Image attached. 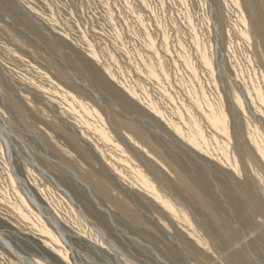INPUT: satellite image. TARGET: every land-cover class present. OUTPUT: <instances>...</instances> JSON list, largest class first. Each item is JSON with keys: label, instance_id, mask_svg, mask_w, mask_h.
Here are the masks:
<instances>
[{"label": "rangeland", "instance_id": "rangeland-1", "mask_svg": "<svg viewBox=\"0 0 264 264\" xmlns=\"http://www.w3.org/2000/svg\"><path fill=\"white\" fill-rule=\"evenodd\" d=\"M259 25L264 28V0H0V264H209L251 232L254 224L239 223L235 202L242 201L229 178L245 182L261 205L257 225L264 198L249 165L264 181V164L250 134L255 129L264 145V122L245 92L264 77ZM246 29L249 42L241 34ZM183 53L195 85L222 102L239 177L219 162L214 144L223 136L186 90L190 71ZM201 54L211 60L213 74ZM148 66L159 68L156 77ZM93 119L120 144L117 149L99 137ZM189 121L209 138L207 150L174 131H186ZM128 156L203 231L212 223L175 176L231 221L239 237L219 245L206 236L213 242L205 252L210 258L196 260L185 230L142 193ZM93 181L118 191L136 218L107 202ZM244 243L263 264L254 238Z\"/></svg>", "mask_w": 264, "mask_h": 264}, {"label": "bare ground", "instance_id": "bare-ground-1", "mask_svg": "<svg viewBox=\"0 0 264 264\" xmlns=\"http://www.w3.org/2000/svg\"><path fill=\"white\" fill-rule=\"evenodd\" d=\"M261 2V1H260ZM183 3V2H182ZM251 3V2H250ZM262 4V3H261ZM256 5V4H255ZM263 6V4H262ZM257 7V6H256ZM252 8V7H251ZM260 11L262 12V7L260 8ZM244 17V16H243ZM242 17V18H243ZM253 18V16H252ZM192 22V21H191ZM187 23V22H186ZM244 24V23H243ZM242 24V25H243ZM256 26V25H255ZM252 27V26H251ZM3 28V27H2ZM259 32H261V39L264 38V28L263 26L259 25ZM7 31V30H6ZM11 34V33H10ZM242 36L244 37V39L246 41H250V33L246 30L242 31ZM7 37V36H6ZM144 39V38H143ZM258 39V38H257ZM153 40V39H152ZM147 41V40H146ZM150 41V40H149ZM148 41V43H149ZM14 42V41H13ZM243 42V41H242ZM154 42L149 43V46L151 44H153ZM196 44V43H195ZM197 45V44H196ZM195 45V46H196ZM245 45V44H244ZM152 46V45H151ZM198 46V45H197ZM154 47V46H153ZM156 47V46H155ZM258 47V45H257ZM148 48V47H147ZM249 51V50H248ZM182 52V50H181ZM93 55V57H96L95 54H91ZM209 55V54H208ZM201 59L206 67V69L213 74V64L211 62V60L205 55V54H201ZM261 56V55H260ZM183 61L186 64L187 68L190 71V79L188 80L189 82L186 84L188 89V92L190 94V96L195 99L197 106L201 109V111L205 112L206 118L208 120V122L212 125V127L217 130L220 134H222V142L218 141L214 144L215 148L217 149L218 152V158H219V162L221 163H225L227 165H229L230 167L233 168L234 172H232L235 176H238L237 170H236V166H235V160H234V156L232 153V147H231V138H230V134H229V129H228V123H227V115L226 112L223 109L222 106V102L216 101L213 102L208 98V95H205L204 92L201 91V89H199L195 83H196V75H195V71L194 68L192 66V64L190 63L189 57L183 53ZM264 57V56H263ZM253 58V57H252ZM97 59V57H96ZM94 60V59H93ZM260 60V59H259ZM142 62V61H141ZM96 63V62H95ZM94 64V63H93ZM263 64V63H262ZM162 65V64H160ZM159 65V66H160ZM147 65H145L146 67ZM163 66V65H162ZM144 67V66H143ZM147 68V67H146ZM162 68V67H161ZM160 68V69H161ZM155 69V68H154ZM154 69H152L151 66H148V75L152 77H156V71L159 70V68L154 71ZM95 70V69H94ZM140 71V70H139ZM105 72V71H104ZM103 72V73H104ZM107 72V71H106ZM142 72V71H141ZM140 72V73H141ZM161 72V71H160ZM178 72V71H177ZM242 72V71H241ZM245 72V71H244ZM143 73V72H142ZM236 73V71H235ZM93 74V73H92ZM108 74V73H106ZM105 74V75H106ZM161 74V73H160ZM179 75V73H177ZM248 74V72H247ZM147 75V76H148ZM243 75V74H241ZM259 76L260 73L258 74ZM108 76V75H106ZM248 76V75H247ZM175 77V75H174ZM181 77V76H180ZM179 77V78H180ZM250 77V76H248ZM108 78V77H107ZM182 78V77H181ZM180 78V79H181ZM115 79V78H114ZM179 79V81H180ZM242 79V77H241ZM178 80V79H175ZM198 80V79H197ZM243 80V79H242ZM261 80V79H260ZM111 81V79H110ZM105 82V81H104ZM119 82V81H118ZM198 82V81H197ZM239 82V81H238ZM255 82V81H254ZM253 81L252 83H250L251 85L249 86L250 88L246 90V95H247V99L251 100L253 103V100L256 101L258 103V106L256 107L258 109V113L261 116L262 121L264 122V77L262 79V83L261 85H257V83L255 84ZM120 83V82H119ZM180 84V82H179ZM182 84V81H181ZM189 84V85H188ZM105 85V84H104ZM183 85V84H182ZM129 86V85H128ZM127 87V86H126ZM185 88V87H184ZM121 89V88H120ZM217 89V88H216ZM214 88V90H216ZM123 89H121L122 91ZM243 90V89H242ZM244 92V91H243ZM115 93V92H114ZM164 93V92H162ZM214 93V92H213ZM127 94V93H126ZM209 94V93H207ZM215 94H217L215 92ZM214 94V96H215ZM228 94V93H227ZM218 95V94H217ZM220 96V95H219ZM231 96L233 98V100L235 102H238V96L235 92L231 93ZM130 97V95L128 96ZM216 97V96H215ZM191 98V99H192ZM221 98V96H220ZM133 99L135 100V98L133 97ZM222 99V98H221ZM140 100V99H138ZM141 101V100H140ZM233 101V102H234ZM142 101L138 104L141 105ZM238 104V103H237ZM243 104V103H242ZM241 104V105H242ZM149 106V105H148ZM151 106V105H150ZM90 107V106H89ZM243 108V106H241ZM144 108V107H143ZM150 108V107H149ZM145 109V108H144ZM227 109V108H226ZM154 110V109H153ZM95 114L94 116L97 117L99 120H103L102 117L100 116L99 112L94 111ZM152 112V111H151ZM150 112V113H151ZM203 112V113H204ZM187 113V112H186ZM202 114V113H201ZM93 115V114H92ZM194 117V115H193ZM95 118V119H97ZM93 119V120H95ZM187 119V118H186ZM96 121V120H95ZM104 121V120H103ZM165 121V120H164ZM206 121V120H205ZM97 123V121H96ZM104 123V122H103ZM121 123V121H120ZM164 123V122H163ZM183 124V123H182ZM252 124V123H251ZM175 125V124H174ZM173 126V124H172ZM200 126V125H199ZM199 126L197 125L196 122L194 121H189L186 124V131H184L182 128L179 127H175L173 126L174 131L177 133L178 137H186L189 143H191L192 145H195L197 147H200L201 149H205L207 150L209 148V146L211 145V142L209 141V138H205L199 128ZM254 127V126H253ZM169 128V127H168ZM211 128V127H210ZM202 129V128H201ZM96 132L98 133L99 137L107 142L110 143V145L114 144L117 147L120 145L118 144V146L116 145V142L113 140V138L111 137V135L105 130V128H103V126L101 125V122L99 121V126L98 123L95 127ZM170 130V128H169ZM231 131V130H230ZM248 132V131H247ZM96 134V133H95ZM175 134V133H174ZM126 135V134H125ZM206 135V134H205ZM208 135V134H207ZM127 136V135H126ZM219 136V135H218ZM251 137V142L252 144L255 146V150L257 152V154L259 155L260 159L262 160L263 164H264V145L262 143V139L259 135V133L254 129L251 131L250 134ZM128 138V137H127ZM181 139V138H180ZM131 140V139H130ZM221 140V139H220ZM132 142V141H131ZM130 143V142H128ZM136 143V142H135ZM133 144V143H132ZM155 144V143H154ZM136 145V144H135ZM105 146V145H104ZM139 146V145H138ZM113 147V146H111ZM121 147V146H120ZM193 147V146H192ZM196 149V148H195ZM113 150V149H112ZM119 150V149H118ZM121 150V148H120ZM119 150V151H120ZM213 150V153H215L216 151ZM123 151V150H122ZM144 151V150H143ZM199 151V150H198ZM125 152V151H124ZM123 152V153H124ZM216 152V153H217ZM107 153V152H106ZM111 153V152H110ZM113 153V152H112ZM121 153V152H120ZM122 153V154H123ZM202 153V151H201ZM215 153V154H216ZM121 154V155H122ZM140 154V153H139ZM236 154V153H235ZM245 154V153H244ZM107 155V154H106ZM112 155V154H111ZM114 155V154H113ZM112 155V156H113ZM128 155V154H127ZM147 155V154H146ZM160 155V154H159ZM246 155V154H245ZM101 156V155H100ZM123 156V155H122ZM166 156V155H165ZM103 157V156H102ZM109 157V156H108ZM127 157V156H126ZM162 157V156H161ZM209 157V156H208ZM112 158V157H111ZM173 158V157H172ZM113 160H115L114 158H112ZM213 159V158H212ZM117 160V159H116ZM120 160V159H119ZM126 163H129V167H131V170H133L132 174L134 175L135 178L138 179V185L140 186V188L144 191L142 192L143 194L146 192L147 194H149L148 196L152 197L154 200L158 201L160 203L161 209H163L167 215H169L171 217V219L174 220L176 226L182 228L183 230H185V232L187 233L186 235H188L190 237V239H192L193 243H192V247L195 249L196 252H192L193 257L196 260H200V262L204 261L206 262V260L208 258H210L209 255H205V252H210L212 251L209 247L210 244H212L213 242L209 243V240H207L206 236H209L211 238L214 239V241L216 240L217 242H219L218 244L220 245H228L230 242H233L239 237L237 236L236 232L234 231L231 221H225V218L222 219V217H224V215L219 216L216 213H214V211L210 208L209 204L206 203V201H204V199L197 193V191L195 190V188L192 186V184L185 180L184 178H182L181 176H175V181L177 182V184L180 186V189H182L184 191V193H186L187 195L191 196L194 201L203 209V212H205L207 219L210 221V223H212V227L210 230L207 231H203L201 229V227L198 226V224L195 223V221L193 220V218L189 215V213L185 212L182 208L178 207L176 204H174L170 199H168L165 195H163L162 193H160L159 190L156 189L154 183L143 173H141L139 171V167L138 168H134L131 166V163H133L134 161H132V159H125ZM212 161V160H211ZM214 161V160H213ZM110 162V161H109ZM158 162V161H157ZM248 162V161H247ZM107 163V162H106ZM125 163V162H123ZM127 163V165H128ZM215 163V162H214ZM81 164V162H80ZM110 164V163H108ZM240 164V162H239ZM89 165V164H88ZM126 165V164H125ZM136 165V163H135ZM110 166V165H109ZM138 166V165H137ZM238 166V165H237ZM91 167V166H90ZM128 167V169H129ZM250 169L252 170L251 172L254 174V179H255V184L258 187V191L261 194V197L264 198V181L260 178H258L257 174H255L256 172L253 170V167L251 165H249ZM113 168H115L113 166ZM112 168V169H113ZM87 169V168H86ZM117 170V169H116ZM166 170V168H165ZM231 170V169H230ZM248 170V169H247ZM85 171V169H84ZM89 171V170H87ZM86 171V172H87ZM114 171V170H113ZM85 172V173H86ZM92 172V171H91ZM89 173V172H88ZM117 173V171H116ZM119 173V172H118ZM117 173V174H118ZM259 173V172H258ZM116 174V175H117ZM121 173H119L120 175ZM245 174V173H244ZM11 175V174H10ZM91 175V174H90ZM95 175V174H94ZM96 176V175H95ZM244 176V175H243ZM248 177H250L249 175H247ZM259 176H262L259 174ZM106 177V176H105ZM122 177V176H121ZM92 178V176H91ZM107 178V177H106ZM237 177H233L231 176V178H229L230 181V186L231 189L236 191V195L238 197V199H240V201H242V204H240L238 201H236L235 205L238 209V218H239V223L242 224L244 227H251L252 224H254L253 230L251 232H249L247 235H245V237L237 239V243H232L231 247L227 250V252L220 254L219 256H216L209 264H229V262L231 261V264H260L258 263V261L252 257H250L249 255V248H248V244L244 243V241L246 240V238L248 237H253L254 240L257 242V245L260 246V249L262 250V261L264 262V219L262 217H257V222L258 224L255 225V221L253 220V218L255 216H258L261 212H263L261 205L259 204L258 200L256 199V197L253 199L250 196V192L247 189L245 182H237L234 181V179ZM242 178V176H241ZM246 178V177H245ZM243 178V179H245ZM109 179V178H108ZM124 179V178H123ZM172 179V178H171ZM170 179V180H171ZM251 179V178H249ZM97 180V178H96ZM13 181V180H12ZM248 181V180H247ZM175 182V183H176ZM12 184V182H11ZM251 184V183H250ZM253 184V181H252ZM14 185V183H13ZM91 185L93 186V188H97L98 191L102 194V196L106 199L107 202H109L110 204H113L115 206H117L123 213H125L128 217L135 219L136 215L133 212V210L131 209L130 204L128 203V201L126 199L123 198V196L118 192V191H113L109 186L106 185H102L100 183H98L97 181H93L91 183ZM15 187V186H14ZM137 187V186H136ZM254 187V185H253ZM1 188V187H0ZM3 190V189H2ZM254 190V188H253ZM62 191V190H61ZM255 192V191H254ZM4 193V192H3ZM5 194V193H4ZM6 195V194H5ZM19 195V194H18ZM146 195V194H145ZM69 196V195H68ZM221 196V195H220ZM258 196V195H257ZM147 197V196H146ZM151 198V199H152ZM176 199V198H175ZM7 200V199H6ZM16 200V199H15ZM22 200V199H21ZM207 200V199H206ZM10 201V200H8ZM6 201V202H8ZM17 201V200H16ZM23 201V200H22ZM5 202V201H4ZM5 202V203H6ZM12 202V201H11ZM19 202V201H18ZM13 203V202H12ZM22 204V203H21ZM159 207V205L157 206ZM20 208V207H19ZM18 209V208H17ZM199 209V207H198ZM163 210L161 212H163ZM19 211L21 212L22 210L19 209ZM190 211V210H189ZM18 212V210H17ZM19 212V213H20ZM23 212V211H22ZM26 212V211H25ZM19 213H17L19 215ZM163 213V215H164ZM25 214V213H24ZM21 215V214H20ZM84 216V215H83ZM23 217V215H22ZM21 218V217H20ZM24 218V217H23ZM167 218V217H166ZM196 218V217H195ZM231 220H235L233 217H231ZM25 219V218H24ZM27 219V218H26ZM258 219H260L259 221L262 220V222H259ZM254 221V223H253ZM173 222V223H174ZM235 222V221H234ZM166 224V223H165ZM236 224V223H235ZM261 230V232H259ZM184 233V232H183ZM46 234V233H45ZM187 236V237H188ZM48 237H50V239L52 240V242H57V239H55V235L54 237L52 236V234H48ZM188 237V238H189ZM251 239V238H250ZM188 245V244H187ZM190 245V244H189ZM214 246V244H213ZM191 247V246H190ZM197 249V250H196ZM201 249V250H200ZM226 253L230 254V258L228 259H223V256L226 255ZM232 258V260H230ZM218 261V263H216ZM233 261V262H232ZM264 264V263H263Z\"/></svg>", "mask_w": 264, "mask_h": 264}]
</instances>
